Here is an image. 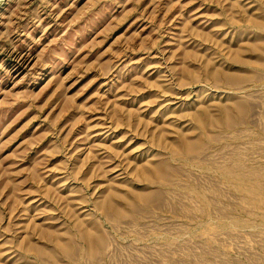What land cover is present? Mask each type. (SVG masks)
<instances>
[{"label": "rangeland", "instance_id": "1", "mask_svg": "<svg viewBox=\"0 0 264 264\" xmlns=\"http://www.w3.org/2000/svg\"><path fill=\"white\" fill-rule=\"evenodd\" d=\"M0 1V264H264V0Z\"/></svg>", "mask_w": 264, "mask_h": 264}, {"label": "bare ground", "instance_id": "2", "mask_svg": "<svg viewBox=\"0 0 264 264\" xmlns=\"http://www.w3.org/2000/svg\"><path fill=\"white\" fill-rule=\"evenodd\" d=\"M186 151H187V149H186ZM239 181V180H238ZM248 184V183H247ZM247 188V187H246ZM88 239V238H87Z\"/></svg>", "mask_w": 264, "mask_h": 264}, {"label": "water", "instance_id": "3", "mask_svg": "<svg viewBox=\"0 0 264 264\" xmlns=\"http://www.w3.org/2000/svg\"><path fill=\"white\" fill-rule=\"evenodd\" d=\"M2 3V1H0V4Z\"/></svg>", "mask_w": 264, "mask_h": 264}]
</instances>
